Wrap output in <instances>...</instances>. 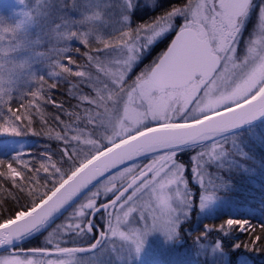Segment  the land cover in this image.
<instances>
[{"label": "rangeland", "instance_id": "rangeland-1", "mask_svg": "<svg viewBox=\"0 0 264 264\" xmlns=\"http://www.w3.org/2000/svg\"><path fill=\"white\" fill-rule=\"evenodd\" d=\"M160 3L0 0V103L35 81L52 58L72 52L85 62L87 99L95 105L96 137L81 150L88 156L156 125L190 122L237 105L264 88V0H248L243 10L229 0H171L172 7L155 11ZM138 4L148 11L142 22L133 19ZM184 27L201 36L207 30L204 37L221 55L222 67L183 88H157L150 73L165 51L162 44ZM243 136L213 135L189 149L149 153L92 187L60 217L46 246L73 247L87 233L91 238L83 246L92 244L98 227L108 237L96 251L47 254L11 246L0 253V264H256L250 253L233 257L209 225L194 242L186 236L195 221L212 220L219 208L248 215L229 179L233 173L252 175L256 166L244 158L250 140ZM147 170L141 184L99 214L96 228L90 225L89 202H106ZM234 226L245 229L248 223L232 218L227 232Z\"/></svg>", "mask_w": 264, "mask_h": 264}, {"label": "trees", "instance_id": "trees-1", "mask_svg": "<svg viewBox=\"0 0 264 264\" xmlns=\"http://www.w3.org/2000/svg\"><path fill=\"white\" fill-rule=\"evenodd\" d=\"M160 1L155 11L163 12L173 5L171 0ZM146 13L145 4H138L133 13L134 21H144ZM171 38L162 48L166 50ZM74 56L71 52L66 58H52L35 81L16 88L7 101L0 103V225L36 207L87 161L110 147L88 156L81 153L94 142L98 127L91 117L95 105L87 99L91 89L82 75L87 71L85 62ZM233 134H242L243 138L247 137L244 139L250 140L243 146L244 158L247 163L256 165L252 175L233 173L229 178H234L233 189H237L235 196L241 200L240 210L248 215H230L219 208L212 220L195 221L186 236L189 240L191 236L194 242L209 225L233 257L250 253L256 264H264V118L221 138L224 140ZM192 147L195 146L183 148ZM181 157L186 159L185 155ZM82 198L61 216H67ZM60 217L13 247L26 251L54 250L47 248L46 238L56 228ZM232 218L248 223V227L234 226L231 233L227 232L226 224ZM89 238L91 234L87 233L76 245H85Z\"/></svg>", "mask_w": 264, "mask_h": 264}, {"label": "water", "instance_id": "water-1", "mask_svg": "<svg viewBox=\"0 0 264 264\" xmlns=\"http://www.w3.org/2000/svg\"><path fill=\"white\" fill-rule=\"evenodd\" d=\"M233 7L243 10L248 0H229ZM222 66V57L213 50L211 42L200 37L192 27H185L173 37L170 46L152 68V84L160 89H178L191 84L196 78L213 76ZM264 118V88L254 97L208 116L185 123L158 125L137 133L92 157L63 182L48 198L22 216L0 225V250L32 236L54 222L79 198L101 180L149 153L168 147H185L209 136H223L242 130ZM147 170L133 176L111 199L92 209L90 225L95 218L107 212L125 195L141 184L150 174ZM91 229V228H90ZM96 240L86 246L60 250H37L47 254L96 251L108 234L97 227Z\"/></svg>", "mask_w": 264, "mask_h": 264}, {"label": "flooded vegetation", "instance_id": "flooded-vegetation-1", "mask_svg": "<svg viewBox=\"0 0 264 264\" xmlns=\"http://www.w3.org/2000/svg\"><path fill=\"white\" fill-rule=\"evenodd\" d=\"M203 31L204 36L207 35V30L204 29Z\"/></svg>", "mask_w": 264, "mask_h": 264}]
</instances>
